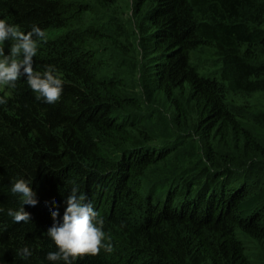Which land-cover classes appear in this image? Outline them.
I'll return each mask as SVG.
<instances>
[{"label":"trees","instance_id":"obj_1","mask_svg":"<svg viewBox=\"0 0 264 264\" xmlns=\"http://www.w3.org/2000/svg\"><path fill=\"white\" fill-rule=\"evenodd\" d=\"M133 2L137 61L118 20L84 25L82 0H0V19L45 32L34 70L63 84L54 105L26 77L0 92V264H63L43 205L62 222L73 182L113 245L76 264H264V2ZM18 178L38 201L27 224L8 215Z\"/></svg>","mask_w":264,"mask_h":264},{"label":"clouds","instance_id":"obj_2","mask_svg":"<svg viewBox=\"0 0 264 264\" xmlns=\"http://www.w3.org/2000/svg\"><path fill=\"white\" fill-rule=\"evenodd\" d=\"M42 39H46V34L38 25H33L31 31L24 32L19 26L9 23L6 19H0V89L15 88L16 82L21 77H26L28 86L36 94V99L54 105L61 98L63 88L61 78L56 74L54 66L49 65L42 73L33 67L38 41ZM5 41H12L8 52H5L3 47ZM6 103V96L0 95V104ZM11 192L20 201V207L16 210L8 209V215L16 223H29L32 218L25 211V207L36 208L38 204L32 181L24 178L14 180ZM85 200L86 196L80 193L79 186L73 182L70 194L64 201L67 206L62 222L57 219L60 215L57 201L50 202L56 210H52L48 203L43 205L54 221L46 232L57 249L46 254L48 261L76 264V261L86 254L96 255L101 249L108 252L113 250L111 237L103 230V217L92 203H85ZM17 255L27 261L32 256V250L26 247Z\"/></svg>","mask_w":264,"mask_h":264},{"label":"rangeland","instance_id":"obj_3","mask_svg":"<svg viewBox=\"0 0 264 264\" xmlns=\"http://www.w3.org/2000/svg\"><path fill=\"white\" fill-rule=\"evenodd\" d=\"M263 1L264 0H260ZM82 2L91 5L93 8L92 15L84 16V25L89 26L97 23H104L108 20L116 19L118 23L122 26L123 32L129 37V46L128 48L131 49V53L135 56L136 61L139 59L140 48H139V32H138V23L136 16L134 14V2L133 0H111L109 1H101L98 0H82ZM112 6H109L111 5ZM57 33H50L49 36H56ZM12 41H5L3 47L5 52H8L10 49ZM133 50V51H132ZM131 58V57H130ZM194 61H197V57L193 56ZM200 60V64L205 66V61ZM139 62V61H138ZM202 66V65H201ZM206 67V66H205ZM139 75L136 74L135 81L138 84L137 87V95L142 98V102L144 103L143 106L146 108V102L143 99V92L141 87L139 86ZM1 91H5V87L0 89ZM147 109V108H146ZM150 110H148L149 112ZM166 116H170L169 112H165Z\"/></svg>","mask_w":264,"mask_h":264}]
</instances>
